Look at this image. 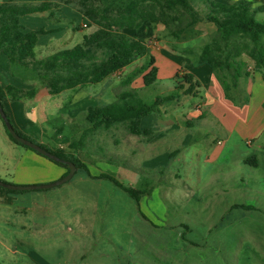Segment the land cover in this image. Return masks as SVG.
I'll return each instance as SVG.
<instances>
[{"label":"rangeland","instance_id":"374dc122","mask_svg":"<svg viewBox=\"0 0 264 264\" xmlns=\"http://www.w3.org/2000/svg\"><path fill=\"white\" fill-rule=\"evenodd\" d=\"M18 1L0 0V6L13 2L21 4ZM27 2V5L44 2L60 5L61 10L56 18L65 17L59 24L63 31L50 37L57 45L55 52L79 46L83 44L85 35H93L99 29L107 28L110 23L103 16L111 20L122 4L120 0ZM193 2L201 13L207 12L204 0ZM152 4L154 6L150 12L157 14L161 9L159 4L146 2L143 7ZM105 9L109 13L106 14ZM88 11L94 12L91 13L94 20H90ZM41 18L48 23L45 26L48 29L56 27L52 25L53 18H49L48 14L41 15ZM257 18L264 23V15L259 14ZM186 22L184 19V26ZM197 27L177 32V36L171 31H178V26L172 25L171 29H167L160 22L147 21L134 30L119 31L115 27L116 31L131 38L145 39L151 50L149 55L137 59L127 68L128 72L118 74L115 79L110 78L94 86L86 85L74 93L69 90L48 100L46 115L52 121L51 128L63 124L56 117L82 118L77 121L81 133L76 131L70 136V142L64 144V151L75 153L84 160L92 174L110 175L123 186L148 190L149 195L142 197L138 204L112 182L92 180L81 171L69 182L48 190L9 194L14 197L12 204L0 203V264H206L207 260H213L212 257L222 263L231 259L234 252L226 251L224 246L219 245L216 254L210 247L221 241L226 228L237 230L234 227L243 226L245 239H252L255 236L253 232L264 231V163L255 172L238 168V159L246 154L263 157V153L252 152L253 148L257 149L263 144V138L253 141L249 151V146L240 142L238 135H234L232 145L238 150L226 153L213 163L206 160V154L198 150L192 152L194 149L203 150L206 145V135L200 132L191 133L194 146L191 151L183 150L174 156L171 155L173 151L166 154L168 150L165 145L157 144L153 149L142 150L140 138L132 135L124 124L110 129L101 128L85 137L83 146L79 144L82 132L89 125L83 117L86 116L90 101L103 106L112 102L118 94L134 91L142 101L153 104L158 97L176 93L178 80L175 74L185 75L188 68L185 60L198 62L203 48L211 43L216 33L212 28ZM173 49L180 52L184 59L171 55L169 50ZM188 49L192 50L191 54ZM45 50L40 44L38 55H43ZM151 56H154L159 70L158 80L151 86H145L142 77L149 72ZM237 62L244 64L243 72L254 71V64L246 54L237 57ZM235 69L239 71L238 67ZM226 72L222 71L221 75L230 81L233 71ZM247 87L242 83L236 90L223 88L225 99L234 106L233 112L236 113H228L226 117H241L240 109L243 110V105H249V95L253 92V101L257 99L260 93L257 81L253 80L252 93L249 94ZM77 96L88 99L84 110L76 109L74 103L71 105ZM197 96L182 97V105L178 110L180 113L176 111V100L166 104V113L161 107L150 117L184 119L182 116L188 113L190 107L200 102ZM65 104L68 108L62 109ZM167 121L171 124L173 120L169 118ZM193 123L197 131L204 132L199 128L198 121ZM183 124L186 129V123ZM244 126V123H240L238 127L242 135L246 133ZM185 131V134H190L193 129ZM213 136L211 133L208 137L210 142ZM29 138L39 142L34 136ZM73 144L77 145L76 149H72ZM230 144L227 142L226 145ZM18 147L21 151H30L43 157L23 146ZM240 176H243V181H240ZM59 180L31 184L3 182L28 186L48 185ZM235 204H242L246 210L229 211V207ZM4 206L18 207L20 213L10 216L8 210H3L6 208ZM191 241L198 246H190Z\"/></svg>","mask_w":264,"mask_h":264},{"label":"trees","instance_id":"16d2710c","mask_svg":"<svg viewBox=\"0 0 264 264\" xmlns=\"http://www.w3.org/2000/svg\"><path fill=\"white\" fill-rule=\"evenodd\" d=\"M87 1L89 0H82L84 3ZM120 2L122 4L118 7L116 16L111 17V20L103 16L110 23L107 28H101L93 35H85L83 44L59 51L45 59H37L35 48L39 35L47 34L48 31L43 27L39 30L24 32L25 28L20 19L46 13L50 18H55L59 22L65 19V17L56 18V14L61 10L60 5L52 2H44L40 5H2L0 6V53H5L10 59L13 75L37 80L49 89L51 95H59L66 90L84 85L102 84L129 67L137 59L149 55L151 50L145 39L131 38L125 33L116 31L115 27L119 31L134 30L147 21L160 22L167 29H171L172 25L178 26V31H171L177 36V32H183L186 28H193L202 23L211 24L216 33L211 43L203 48L198 62L210 66L226 90L230 91L228 85L230 82L221 75V72L233 71L230 81L237 82L243 75L244 64L237 62V57L242 54H246L256 70L264 73V23L258 20L259 12L250 1L240 0L226 4L216 0H204L207 7L205 13L196 9L193 0H120ZM146 2L159 4L160 11L157 14L150 12L154 4L143 7ZM107 12L109 13L108 9H105L106 14ZM91 13L94 12L88 11L87 15L92 21L94 15ZM184 19L187 20L185 26L183 25ZM237 67L239 71L235 69ZM148 69L149 72L142 77L145 86H151L158 80L159 70L154 56H151ZM176 79L178 80L176 93L158 97L153 104L142 101L134 91H125L118 95L117 100L112 103L88 107L85 117L91 126L89 131H85L81 137L80 146H83V140L91 133L101 128L110 129L118 124L127 126L132 135L150 137L152 131L141 128L142 119L156 113L161 106L178 100L181 95L196 96L201 86L200 82L190 73L183 76L177 73ZM36 92V90H31L18 94L10 87L3 89L0 86V100L10 122V116L3 101L7 98L13 100L33 98ZM6 131L11 141L31 150L16 141L7 128ZM16 132L21 137L36 143L20 131L16 130ZM40 146L57 156L60 161H54L32 151L64 168L66 170L64 176L70 171L67 164L70 162L77 167L76 174L81 171L90 179L108 180L136 200L138 204L142 197L149 195L148 190L123 186L110 175H92L89 166L75 153L70 154L63 149L53 151L44 145ZM76 147L77 145L73 144L72 149ZM0 190L8 194L18 192L3 187H0ZM140 214L146 218L141 212Z\"/></svg>","mask_w":264,"mask_h":264},{"label":"crops","instance_id":"0c3cea01","mask_svg":"<svg viewBox=\"0 0 264 264\" xmlns=\"http://www.w3.org/2000/svg\"><path fill=\"white\" fill-rule=\"evenodd\" d=\"M216 1L229 4L240 0H216ZM247 1L253 3L255 9L259 12V14L264 15V0H247ZM18 2H21V4L28 3L27 0L26 1L20 0ZM12 4L20 5L16 2H13ZM45 14L46 13L30 15V16L22 17L20 19L21 24L25 28L24 32L31 30L32 31L39 30L43 27L46 29V31H48V34L39 35L38 37V43L35 48V54L37 59H45L60 51L59 50L55 52L54 49L57 47V45H55V43H53L50 40V37L53 34H57V32L60 33L63 31L62 26L59 25L62 23V20L58 22L55 18H53L52 21L54 23H52V25L56 27L53 29L51 28L48 29L47 27H45L48 23L43 22L42 21L43 19L41 18V15H45ZM197 26L204 27L206 29L212 28L213 30H215L214 27L208 24L201 23V25L199 24ZM199 27H197V29ZM40 44H43V47L46 49L43 55H38V48ZM187 51L190 52L189 54L192 53V50L190 49H188ZM169 53H171V55L173 56H180L182 59H184L181 56V53L175 51V49H173L172 51L169 50ZM185 64H187L188 67L186 69L187 70L186 72L194 75V77L201 84L197 93V95L200 97V102L198 103V105L193 104V106L190 107L188 113L182 116L184 119L178 117L179 121H177L178 118L176 120L174 117L158 118V117H150L151 115L143 118L141 121V128L143 130L144 129L151 130L152 135L150 137L136 136L140 138L139 141L140 144H143L141 149L147 151L148 149H153L157 144L158 146L165 145L167 147V150L169 151V152L166 151V154H169L170 151H173L171 152V155L174 156L183 150L191 151L192 150L191 148L194 147L192 146L193 138L191 133L200 132L206 135L205 136V139L207 140L206 145L203 150L194 149L192 152L198 150V152L206 154L207 155L206 160L210 163H213L216 160H219L221 157H223L226 153L232 152L234 150H238V147H233L232 145L233 143L232 139L234 135H238L241 140L240 142H244L245 145L249 146V151H251L252 148L251 146L253 145V141L263 138V144L259 145L257 149L253 148L252 150V152L254 153H258V152L263 153L262 158L256 157L255 154L254 156H247L246 154L242 158L238 159V163H239L238 168L240 167L242 170L250 169L251 171L254 170V172L258 171L262 167V163H264V73L260 70H256L254 67L253 72L250 73L243 72L242 77L237 82L229 81L230 83L228 85L230 91L231 89L236 90L237 87L242 85V83H245V85L248 86L247 89L250 91L249 92L250 94L252 93L253 80L257 81V86L260 88V93L255 101H253L254 92L251 95H249L251 99L249 101V105H243L242 107L243 110L240 109L242 115L241 117L229 118L226 117L228 113L229 114L233 113V115L236 114L235 112H233L234 106L225 99V94L223 93L224 86L220 81H218L217 77L213 73L212 68L206 64H200L195 60H192L190 62L185 60ZM185 67H181V68H185ZM127 68L118 72L117 74H115L110 78L115 79V77L118 74H125L126 72H128ZM88 85L90 86L91 84ZM0 86L3 89L10 87L13 90V92L18 94H24L31 90L37 91L33 98H24L21 100H13L11 98H7L3 101V105L7 113L9 114L10 120L13 126L15 127V129L20 131L28 138L30 136H34L36 139L39 140V142H36L37 144L50 147L49 149L56 151L57 149L65 148L64 144L67 145L70 142V138H71L70 136H72L73 133H76V131L81 133V130L77 126V121L81 117L79 118L56 117V120L61 119L63 124L57 127L53 126V128H51V126L53 125L51 123L52 121L50 117H47L46 115L48 103H49L48 100L52 96H58V95H51L49 89L37 80L17 77L13 75L10 59L3 52L0 53ZM85 86L86 85L71 90L74 93L75 91H78L81 88H85ZM66 91L62 92L61 94L65 93ZM182 97H186V96L181 95L180 98L177 100L176 111H178L182 105ZM84 99L85 98L82 96L81 97L77 96L74 102L71 103V105L74 103L76 109L84 110L83 106L86 104L85 103L86 100L88 101V99L85 100ZM116 100H117V96L114 97L112 102ZM67 104H65V106H63L62 109H67L68 108ZM90 106H97V104L95 103L93 104L92 101H90L87 108ZM166 106H167L166 104L161 106L164 109L165 113L167 112ZM62 109H60V112L62 111ZM218 115L222 117H218ZM83 118L88 123L86 117ZM169 118L173 120L171 122L172 125L169 124V122L167 121L169 120ZM194 121L199 122L198 124L199 128L203 129L204 132L197 131V129H195V125L193 123ZM183 122L186 123V129H193V131H191L190 134H185L186 129L183 126L184 125ZM240 123H244L245 125L244 127L246 129V133L243 135L238 132V127ZM89 125L86 128V130L82 132V136L84 135L85 131H89L91 126ZM69 130L71 131L68 132ZM94 133H91V135ZM211 133H213L214 136L212 141L210 142L208 137L211 136ZM230 138L231 140L229 141ZM227 142H231L230 146L226 145ZM18 146L19 145L15 144L9 138L5 128V124L2 118L0 117V180L1 181H14L15 183H19V184H31L35 182L41 183L47 181H56L57 179H62L64 177L66 173L64 169L59 168L58 166L54 165L52 162H50L47 159L45 160V158L43 159V157L42 158L38 157L37 155L31 153L30 151H21V149H19ZM263 175H264V171H263ZM94 176H98V175H94ZM239 179H241L240 181H243V176H240ZM13 198H14L13 196H10L9 194L0 191V203L12 204L11 201L13 200ZM4 207L6 208L3 210L5 211L8 210L10 216H13L14 213L16 214L20 213V209L18 207L15 208L14 207L10 208V206H4ZM10 209H12L11 212ZM234 210L245 211L246 208H244L242 204L231 205L229 207V211H234ZM234 229L237 230H233L232 228H230L229 231L228 228H226L227 231L223 232V236L220 238L221 241L218 244H214L213 247L212 245L210 247V250L211 249L215 250L214 253L216 252L217 254V251H219L218 248L220 247L219 245L224 246L226 251L229 250L231 252H234L231 259H228L226 262L219 263L217 260H215V257H212L213 260L212 259L211 261L207 260L206 264H246V263L264 264V231L253 232L255 236L253 237L251 236L252 239L248 237H246L245 239L243 226L240 227L236 226L234 227ZM191 242L189 245L192 246L193 248H195V246H198L197 243L193 241ZM233 258H235L234 262H232Z\"/></svg>","mask_w":264,"mask_h":264},{"label":"water","instance_id":"95a60500","mask_svg":"<svg viewBox=\"0 0 264 264\" xmlns=\"http://www.w3.org/2000/svg\"><path fill=\"white\" fill-rule=\"evenodd\" d=\"M0 117L2 118L7 130L9 131L11 136L16 141H18L22 145L30 148L31 150H34L37 153H40L41 155H43L45 157H48L54 161H60V159L57 156L53 155L51 152L47 151L46 149H44L43 147H41L37 143H34V142L18 135V133L16 132V130L13 127V124L8 120V118L5 114L1 100H0ZM67 164L70 168L69 173L57 182H54V183H51L48 185L19 186V185L8 184V183H5V182L0 180V187H3L5 189H9V190H13V191H31V190H48V189L63 185L65 183L69 182L70 180H72L73 177L75 176L76 172H77V167L73 163L67 162Z\"/></svg>","mask_w":264,"mask_h":264}]
</instances>
